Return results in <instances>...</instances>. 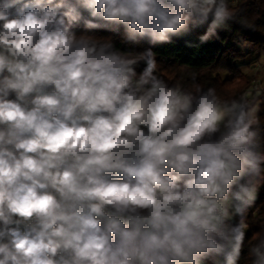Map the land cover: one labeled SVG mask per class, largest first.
I'll return each mask as SVG.
<instances>
[{
  "label": "clouds",
  "instance_id": "obj_1",
  "mask_svg": "<svg viewBox=\"0 0 264 264\" xmlns=\"http://www.w3.org/2000/svg\"><path fill=\"white\" fill-rule=\"evenodd\" d=\"M230 7L0 0V264H240L264 89L190 91L158 74L152 47L116 43L170 44L211 17L203 43ZM246 256L264 264V235Z\"/></svg>",
  "mask_w": 264,
  "mask_h": 264
},
{
  "label": "trees",
  "instance_id": "obj_2",
  "mask_svg": "<svg viewBox=\"0 0 264 264\" xmlns=\"http://www.w3.org/2000/svg\"><path fill=\"white\" fill-rule=\"evenodd\" d=\"M229 3L235 15L206 42L202 43L199 37L207 31L211 17L187 34L173 37L170 44L151 46L143 41L139 45H129L121 44L117 38V46L123 50L136 51L152 47L159 63L158 74L170 84H181L190 91H195L197 87H212L221 100H230L247 92L254 81L253 76L244 74L242 69L250 67L264 56V0H229ZM76 30L80 32L84 29L80 25ZM96 34L116 35L103 30H98ZM145 66L141 62L137 72ZM193 73L197 77L195 82L191 80ZM256 104L260 106L258 115L264 122V100H257ZM244 223L247 232L240 264H248L247 247L253 242V237L264 235L261 231L264 229V185L258 189L255 205L249 210Z\"/></svg>",
  "mask_w": 264,
  "mask_h": 264
},
{
  "label": "rangeland",
  "instance_id": "obj_3",
  "mask_svg": "<svg viewBox=\"0 0 264 264\" xmlns=\"http://www.w3.org/2000/svg\"><path fill=\"white\" fill-rule=\"evenodd\" d=\"M242 71L248 76H253L254 81L247 92L251 95L252 90L255 88L263 89L264 87V56L261 59L253 63L250 67L243 68Z\"/></svg>",
  "mask_w": 264,
  "mask_h": 264
}]
</instances>
